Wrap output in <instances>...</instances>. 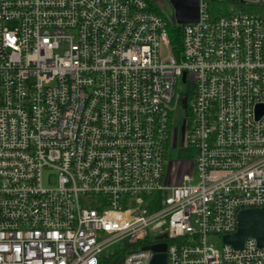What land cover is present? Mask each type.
Wrapping results in <instances>:
<instances>
[{"label":"built area","instance_id":"1","mask_svg":"<svg viewBox=\"0 0 264 264\" xmlns=\"http://www.w3.org/2000/svg\"><path fill=\"white\" fill-rule=\"evenodd\" d=\"M210 1L176 54L150 0H0V264H264L222 241L264 206V0Z\"/></svg>","mask_w":264,"mask_h":264},{"label":"water","instance_id":"2","mask_svg":"<svg viewBox=\"0 0 264 264\" xmlns=\"http://www.w3.org/2000/svg\"><path fill=\"white\" fill-rule=\"evenodd\" d=\"M171 2L175 8L176 22L190 23L198 20L199 0H171ZM260 108H262L260 112L264 111V105ZM247 236L255 237L258 245L260 247L264 246V206L240 210L238 213L237 230L233 233L224 234L222 241L223 243L232 245L236 249H241ZM145 248H152L157 251L151 264H166L165 243L147 245ZM115 263H117V260H114L112 264Z\"/></svg>","mask_w":264,"mask_h":264},{"label":"rangeland","instance_id":"3","mask_svg":"<svg viewBox=\"0 0 264 264\" xmlns=\"http://www.w3.org/2000/svg\"><path fill=\"white\" fill-rule=\"evenodd\" d=\"M152 4L156 7L157 11L166 18L167 22L170 25H173L176 22L175 17V8L172 4L171 0H150ZM232 7L231 4L228 3H221L216 0L210 1V11L212 13H225L229 10V8ZM9 26H11V23H9ZM179 92L185 93L187 90V85L180 80L177 84V87ZM174 118L179 119L180 124L183 122L184 117L186 116V109L180 108L177 111L174 112ZM196 148L192 145L182 146V135H181V129L180 126L177 128L175 134L174 131L172 133V139L167 149V156H166V168L170 167V165L175 162L176 160H189L193 161V157L195 155ZM182 168V174L184 170L186 169L185 162L183 163ZM209 243H215L217 242L218 245H220V237L216 235H209L208 236Z\"/></svg>","mask_w":264,"mask_h":264},{"label":"trees","instance_id":"4","mask_svg":"<svg viewBox=\"0 0 264 264\" xmlns=\"http://www.w3.org/2000/svg\"><path fill=\"white\" fill-rule=\"evenodd\" d=\"M170 38H171V42H172V47L174 52L177 54L180 51L181 48V35H182V30L181 27L179 25H171L170 26ZM155 199L157 200L154 204V206H152L153 208H158L161 206V202H162V194L161 193H155Z\"/></svg>","mask_w":264,"mask_h":264}]
</instances>
